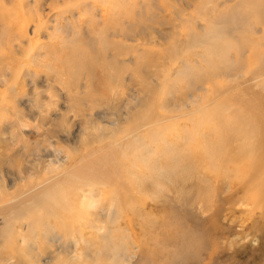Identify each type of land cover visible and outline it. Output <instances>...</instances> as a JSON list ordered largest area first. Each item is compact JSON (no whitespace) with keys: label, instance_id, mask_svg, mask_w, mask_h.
I'll return each instance as SVG.
<instances>
[{"label":"rangeland","instance_id":"rangeland-1","mask_svg":"<svg viewBox=\"0 0 264 264\" xmlns=\"http://www.w3.org/2000/svg\"><path fill=\"white\" fill-rule=\"evenodd\" d=\"M22 1L27 26L16 33L20 1L0 0V130L17 126L0 132V264H74L78 253L77 264H264V179L251 171L264 157L252 155L264 128V25L244 21L254 36L232 38L264 4ZM244 44L248 71L234 62ZM83 164L86 180L109 183L96 188L121 216L100 201L98 222L84 208L57 227L50 202L72 184L62 175ZM88 222L104 224L105 245Z\"/></svg>","mask_w":264,"mask_h":264},{"label":"bare ground","instance_id":"bare-ground-1","mask_svg":"<svg viewBox=\"0 0 264 264\" xmlns=\"http://www.w3.org/2000/svg\"><path fill=\"white\" fill-rule=\"evenodd\" d=\"M18 1H20L19 3H20V7H19V12L18 13H16V16H14L15 15V13H14V15H13V17H15L16 18V21H18V24H20L22 27H19V30H16V33H17V31H20L19 33H21L22 31H23V29L25 28L24 26L26 25L27 26V23L25 24V21L26 20H24V17H26V13H25V11L23 10V8H24V6H23V1L22 0H18ZM237 1V0H236ZM244 3H245V5H243L242 4V7L243 8H245V10H244V12L247 10H256L257 11V9H260V8H262L263 7V4H264V2H262V1H264V0H247V2H245L244 0H242ZM249 1H251L250 3L251 4H248V2ZM93 3H95V2H99V3H102V2H104V0H93L92 1ZM239 2H240V0H239ZM252 2H253V4H252ZM85 5V4H84ZM17 6V5H16ZM15 6V7H16ZM86 6V5H85ZM250 9H249V8ZM264 8V7H263ZM263 8L261 9V10H263ZM18 9V8H17ZM49 11L50 12H52L53 11V7L51 8L50 7V9H49ZM237 11V10H236ZM264 12V10L262 11V12H256V13H252V14H249L248 13V15H249V19H245V17H243L244 15H242V22L238 25V27H237V29L236 30H234L233 31V33L235 34V36L234 37H232V38H239V36H243L244 34H246V36H248V37H251V36H254V33H253V31H252V27H251V25L248 23V22H244V21H247V20H253L254 21V25H257V24H262V25H264V16H263V13ZM34 14V13H33ZM10 15V14H9ZM29 15H31V14H29ZM28 16V15H27ZM61 16H63V14H61ZM30 17V16H29ZM32 17L33 16H31V19H32ZM224 17V16H223ZM222 17V18H223ZM227 17L229 18V19H231L228 15H227ZM47 20H49V18H48V15L45 17ZM45 18L44 17H40V16H36V19L34 20L35 21V24L37 23L38 25H41L42 24V20H45ZM29 20H30V18H28ZM34 19V18H33ZM229 19H227L226 21H228ZM3 20V19H2ZM1 20V21H2ZM67 21V20H66ZM13 22V21H12ZM27 22V21H26ZM45 22H48V21H45ZM219 22V21H218ZM32 24H33V21L31 22ZM30 23V24H31ZM13 24V23H12ZM238 24V23H237ZM15 25V24H14ZM17 25V24H16ZM29 25V24H28ZM44 25V24H43ZM46 25V24H45ZM44 25V26H45ZM213 25H215V24H213ZM220 25V24H219ZM224 25V24H223ZM43 26V27H44ZM66 26V30H68V28L67 27H69L68 25H65ZM226 26V25H225ZM2 27H3V29H4V27H6V20L4 19L3 21H2ZM38 27V26H37ZM42 27V28H43ZM60 27V26H59ZM59 27L56 29V31L57 32H59L60 34H67V31H65L64 29H62V28H60L59 29ZM213 27V26H212ZM212 27H209V29L211 30V28ZM219 27V26H218ZM38 28H40V27H38ZM45 28V27H44ZM18 29V28H17ZM25 30H26V28H25ZM25 30H24V32H25ZM225 30H227V31H229V27H225ZM4 31L5 30H2V33L5 35V33H4ZM0 32H1V30H0ZM32 32H33V30H32ZM38 32V31H37ZM2 33H0V34H2ZM41 33H42V30H41ZM226 34V31H224L223 32V34L221 33V32H218V31H214L213 32V35H215V37H222L223 35H225ZM4 35H2V36H4ZM26 35V34H25ZM30 35V34H29ZM68 35V34H67ZM18 36V35H17ZM31 37V36H30ZM68 37H69V35H68ZM18 38V37H17ZM24 38H25V36H24ZM23 38V39H24ZM39 38V37H38ZM262 38H264V28H263V37ZM23 39H22V41H23ZM13 40H14V37H13ZM16 40V39H15ZM25 40V39H24ZM251 40V39H250ZM23 42H25V41H23ZM37 42V41H36ZM39 43V42H38ZM36 44V43H35ZM19 46V45H18ZM33 47H35L34 46V41H33V38H29V40H28V43L26 44V56H29L30 58H31V60H29V62H31V61H33V56L34 55H30V53H32L33 51H34V49H33ZM20 49V48H19ZM24 49V48H23ZM39 49V48H38ZM247 49H248V46L246 45V44H244V47H241L240 49H237L236 50V55L234 56V58H235V60H234V62H236V63H238V65H237V70H239L240 69V65H241V67L243 68V69H245L246 71H248V69H249V65L247 64V63H245V55H246V52H247ZM40 50V49H39ZM21 51V50H20ZM22 53V52H21ZM262 56H264V55H262ZM262 56H260V58L259 59H261V57ZM35 57V56H34ZM21 59H23V58H21ZM20 63V62H19ZM20 64H22V63H20ZM25 65V64H24ZM23 65V66H24ZM190 63L189 62H187V64L184 66V68H183V71L184 72H189L190 70ZM259 65H261V66H264V57L262 58V60L259 62ZM7 67V66H6ZM20 67H21V65H20ZM28 67V66H27ZM183 66H182V64H181V68H182ZM21 69V68H20ZM264 70V69H263ZM12 72V71H11ZM14 72V71H13ZM38 73V72H37ZM17 74V73H16ZM26 74L28 75V76H32L33 77V79H34V81H36V78H37V75H36V71H34L33 70V74L31 73V72H26ZM74 75V74H73ZM39 76V75H38ZM6 77H8V74L7 73H5L4 72V74H0V83L1 84H3V85H5V82H6ZM22 77V76H21ZM36 77V78H35ZM21 79H23V78H21ZM50 80V79H49ZM24 81V80H23ZM34 81H30V83H33L34 84V88H32V91L30 92V95H31V97L33 98L32 100H31V98H29V100L27 101L28 102V105H30L31 104V107L30 108H32V107H35V109H37V106H36V104H35V102H36V100H37V95H38V93H37V87L35 86V84H36V82H34ZM55 81V80H54ZM53 81V82H54ZM49 83V82H48ZM50 84V83H49ZM31 85V84H30ZM51 85V84H50ZM9 89V88H8ZM13 90H15V91H17L16 90V87H13ZM12 90V91H13ZM31 90V89H30ZM10 93V92H9ZM15 93V92H14ZM14 95V94H13ZM26 95V94H25ZM5 96V95H4ZM13 97V96H12ZM18 99V98H17ZM117 99V98H116ZM3 99H1V101H0V103L1 102H3L2 101ZM19 102H20V100L18 101V106H19ZM21 103V102H20ZM30 103V104H29ZM5 104V103H4ZM17 104V103H16ZM1 105V104H0ZM20 108L21 107H23L22 106V103H21V106H19ZM25 107V106H24ZM28 111H31V110H28ZM22 112V111H21ZM21 112H12V117H14L13 118V121H16V122H18V121H22L25 117H24V114L23 113H21ZM1 113V112H0ZM40 117V116H39ZM1 118V117H0ZM8 121V120H7ZM6 122V121H5ZM13 124V123H12ZM8 125V128H7V124H6V127H1L2 128V130H3V128H4V131L2 132V133H9V134H11V132H13L15 129H16V127H14V125ZM16 124V123H15ZM3 126H5V125H3ZM2 130H0V132L2 131ZM257 132L259 133V137L257 138V140H256V145H255V147H254V150H253V156L255 157V156H258L259 154H261L262 152L264 153V128L263 127H261V128H257ZM14 133V132H13ZM12 135V134H11ZM15 134H13V136H14ZM41 135V134H40ZM4 136H6L5 134H4ZM10 138H11V136L10 135H8ZM12 136V137H13ZM16 136H14L12 139H14ZM16 139V138H15ZM14 139V140H15ZM5 140H6V142L8 141L6 138H5ZM11 140V139H10ZM13 140V141H14ZM17 140V139H16ZM19 140V139H18ZM19 142V141H18ZM10 144H11V142H9ZM8 143V144H9ZM9 144V145H10ZM20 144V143H19ZM21 147V146H20ZM23 147H25V146H23ZM19 149H21V148H19ZM24 149V148H23ZM259 149V150H258ZM19 151V150H18ZM23 153V152H22ZM21 153V154H22ZM95 161V160H94ZM258 163L259 164H255V165H253L254 167L251 169V171L253 172V171H259V175L261 176V178H260V182L264 179V157L263 158H261L259 161H258ZM88 165H89V168H90V170H93L94 169V167H92L91 166V164L90 163H87ZM95 167H98V165H99V163H97V161H95L94 163H92ZM83 166H86V165H79L78 167L76 166V169L75 168H72V167H74V166H70V169H75L74 170V174L73 173H68V176L67 175H62L63 176V178H62V181H64L67 177H68V179L70 180V179H72L73 181H72V184H71V186L68 188V189H64V190H62L60 193V196L59 197H57L55 200V202H54V206L52 205V201L50 202V209L51 208H55L56 209V215L54 216V217H56L57 216V218H58V220H60V223H59V225H57V227H63V228H65V224H66V222L67 221H69V219L71 218L72 220H73V216L72 215H68L67 216V213L68 212H71V213H73V214H77L78 213V211H79V213H80V211L82 212V210L81 209H88L89 211V213H91L92 215H91V218H93V219H96L97 220V218H96V216H97V214H96V212H95V210L97 209V206H98V204L100 203V201H103L104 203H105V205H108V207H109V213L111 214V215H113L115 218L116 217H120L121 216V214L119 213V209L117 208L116 210H115V208L116 207H114V205H113V203L111 204V201H107V200H104L105 198H103L104 197V195L102 196V195H100L101 193L99 192V189L97 190V188H96V186L97 185H100V189H105V187L107 188V186H109V183L108 182H106L105 181V179H104V181L102 182L101 181V179L99 178L98 180H100L99 182L98 181H96V182H94V181H88V180H86V178H88L87 176H85V171H87V169L86 168H84ZM103 184H102V183ZM262 183H260V187H262ZM109 188V187H108ZM71 189V191H69ZM107 191H109V190H107ZM116 191V190H115ZM258 191H259V189H258ZM121 192V190L119 189L118 191H116V194L117 193H120ZM111 194H113V193H111ZM107 195H109L108 193H107ZM100 196V197H99ZM113 196V195H112ZM120 196V195H119ZM118 197V196H117ZM41 203L42 202H40V205H41ZM120 205V204H119ZM53 210L54 209H52V211H51V213H53ZM57 210H58V213H57ZM98 211H99V213H101L102 211H101V209H99L98 208ZM63 213H65V214H63ZM86 213H87V211H86ZM123 214V213H122ZM81 215H83V214H81ZM107 215V214H106ZM84 216V215H83ZM108 216V215H107ZM76 217V216H75ZM84 217H86V216H84ZM88 217V216H87ZM83 218V217H82ZM81 218V219H82ZM89 218V217H88ZM83 221H84V219H82ZM86 220V219H85ZM77 221V225H78V227H79V222H81L82 223V221H80V220H76ZM100 221V220H99ZM115 221V220H114ZM113 221V222H114ZM97 222H98V220H97ZM101 222V221H100ZM112 222V223H113ZM84 225H85V223H83ZM101 224V223H100ZM117 224V223H116ZM82 225V224H81ZM103 225V227H104V224H102ZM102 225H101V228H102ZM83 226V225H82ZM48 229L50 228V226L49 225H47L46 226ZM87 227H89V229L90 230H92L93 232H97L96 234H99L100 235V237H101V241L102 242H105V241H107V239H108V236H109V234H107L106 232H105V230L106 229H104V231H102V229L101 228H99V227H97V225L95 224L94 225V223H92V222H88L87 223ZM82 228V227H81ZM66 229V228H65ZM69 229V228H68ZM78 229V228H77ZM83 229H84V227H83ZM83 229H82V231H83ZM85 230H87V229H85ZM107 231V230H106ZM65 235V234H64ZM112 235V234H111ZM66 236V235H65ZM67 237V236H66ZM58 239H61L62 241H63V239H65V241H67V242H70V243H72L75 247L79 244V242L77 241V240H75V239H70V238H65L64 236L62 237L61 236V238H58ZM79 240H80V238H79ZM111 240V239H110ZM107 242H105L104 243V245L106 244ZM106 248V247H105ZM111 252H113V251H111ZM78 255H80V256H83L82 254H76V255H74L72 258H73V260L75 261V263L74 264H77L76 262H78L79 260H80V256H78ZM112 256H114V255H112ZM111 256V257H112ZM85 258H89V256H85ZM102 258V257H101ZM114 258H115V256H114ZM73 261V262H74ZM55 264H67V263H64V262H62V261H60V262H57V263H55ZM93 264V263H92ZM96 264H98V262H96Z\"/></svg>","mask_w":264,"mask_h":264}]
</instances>
